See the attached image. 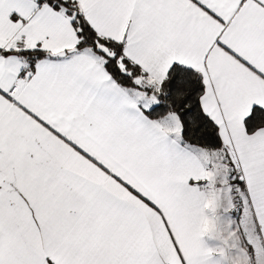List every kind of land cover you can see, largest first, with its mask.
Instances as JSON below:
<instances>
[{"label":"snow or ice","instance_id":"1","mask_svg":"<svg viewBox=\"0 0 264 264\" xmlns=\"http://www.w3.org/2000/svg\"><path fill=\"white\" fill-rule=\"evenodd\" d=\"M0 264H264V0H0Z\"/></svg>","mask_w":264,"mask_h":264}]
</instances>
